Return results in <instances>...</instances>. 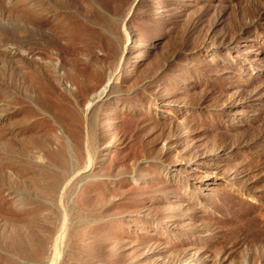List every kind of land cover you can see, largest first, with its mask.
Returning a JSON list of instances; mask_svg holds the SVG:
<instances>
[{
  "label": "rangeland",
  "instance_id": "obj_1",
  "mask_svg": "<svg viewBox=\"0 0 264 264\" xmlns=\"http://www.w3.org/2000/svg\"><path fill=\"white\" fill-rule=\"evenodd\" d=\"M0 264H264V0H0Z\"/></svg>",
  "mask_w": 264,
  "mask_h": 264
}]
</instances>
